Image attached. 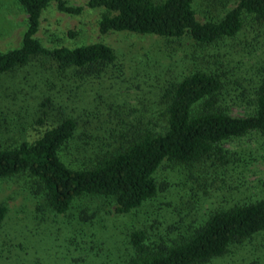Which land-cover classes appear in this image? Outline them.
<instances>
[{"label": "rangeland", "instance_id": "obj_1", "mask_svg": "<svg viewBox=\"0 0 264 264\" xmlns=\"http://www.w3.org/2000/svg\"><path fill=\"white\" fill-rule=\"evenodd\" d=\"M87 1L66 0L69 6L82 8L78 15L51 4L43 12L37 37L47 47L103 43L114 51L115 64L99 77L83 76L78 69L61 70L42 57L1 75L0 146L31 143L71 117L78 130L60 156L66 165L81 167L94 152L103 153L143 129L160 132L167 117L165 89L198 69L225 72L233 84L234 101L227 103L230 114L246 113L242 89L235 83L248 88L252 74L264 73V24L247 17L234 38L208 46L188 36L102 35L97 24L103 10L88 8ZM232 7L228 0L193 4L200 22L216 21ZM26 26V14L17 0H0V54L20 47ZM260 142L251 135L223 147L257 151ZM258 154L256 160H237L228 171L218 170L224 179L234 170L224 185L210 172V161L189 168L163 162L154 174L163 189L127 214L115 213L101 196H82L67 213L57 215L43 206L26 173L2 178L0 204L7 213L0 224V264H132L131 232L144 231L145 242L151 245L160 240L170 243L189 234L212 209L263 196L264 149ZM209 264H264V232Z\"/></svg>", "mask_w": 264, "mask_h": 264}, {"label": "trees", "instance_id": "obj_2", "mask_svg": "<svg viewBox=\"0 0 264 264\" xmlns=\"http://www.w3.org/2000/svg\"><path fill=\"white\" fill-rule=\"evenodd\" d=\"M228 1L233 7L222 17L204 22L197 20L195 0H88L86 6L103 10L97 24L102 35L188 36L196 44L208 46L234 38L247 17L264 24V0ZM17 2L26 14L27 26L20 47L0 54V76L42 57L53 61L58 69H78L83 76L99 77L107 66L115 64L114 51L103 43L47 47L37 37L43 12L51 4L71 15L80 14L81 7L69 6L66 0ZM217 60L222 63L220 57ZM235 84L242 89L246 103L243 116H233L227 108L234 100L230 98L233 84L225 72L217 68L194 70L165 89L167 117L160 132L143 129L103 153L94 152L83 166L72 168L64 163L60 152L76 136L78 123L65 118L31 143L0 146V179L26 173L34 181L35 195L41 197L43 206L57 215L67 213L82 196H101L114 206L115 213H130L163 189L154 178L163 162L189 168L210 161V172L224 185L234 170L226 173L225 179L218 170L228 171L237 160H256L258 151L264 149V73L252 74L248 88L238 81ZM251 135L261 141L257 151L223 147ZM6 213V206L0 204V224ZM263 232L264 195L212 209L189 234L170 243L160 240L148 244L142 230L131 232L128 242L135 254L132 264H209Z\"/></svg>", "mask_w": 264, "mask_h": 264}]
</instances>
